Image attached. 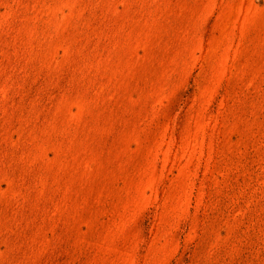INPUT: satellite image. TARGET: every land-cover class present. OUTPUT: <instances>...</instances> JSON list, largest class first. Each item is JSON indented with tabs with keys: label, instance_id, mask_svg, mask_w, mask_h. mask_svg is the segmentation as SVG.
Masks as SVG:
<instances>
[{
	"label": "rangeland",
	"instance_id": "rangeland-1",
	"mask_svg": "<svg viewBox=\"0 0 264 264\" xmlns=\"http://www.w3.org/2000/svg\"><path fill=\"white\" fill-rule=\"evenodd\" d=\"M0 264H264V0H0Z\"/></svg>",
	"mask_w": 264,
	"mask_h": 264
}]
</instances>
